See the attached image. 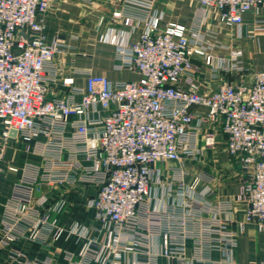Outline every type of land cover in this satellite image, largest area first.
Listing matches in <instances>:
<instances>
[{
  "label": "built area",
  "instance_id": "2783aa9c",
  "mask_svg": "<svg viewBox=\"0 0 264 264\" xmlns=\"http://www.w3.org/2000/svg\"><path fill=\"white\" fill-rule=\"evenodd\" d=\"M60 1L0 0V173L17 175L0 216L4 264H46L19 243L58 241L68 229L52 213L69 206L70 190L92 187L88 203L104 238L72 226L84 244L68 264H237L236 206L264 228V67L250 72L243 49L219 35L249 11L264 13V0H195L192 26L164 22L156 0H124L114 17L141 33L127 45L114 32L108 38L115 67L140 77L111 81L85 70L87 90L61 77L56 57L65 44L45 35V18ZM53 86L66 90L56 95ZM219 133L247 178L238 194L212 202L214 178L189 186L184 166L214 151ZM14 143L39 163H3ZM160 161L177 163L167 186L177 201L151 207ZM42 185L60 190L38 195Z\"/></svg>",
  "mask_w": 264,
  "mask_h": 264
},
{
  "label": "crops",
  "instance_id": "0c3cea01",
  "mask_svg": "<svg viewBox=\"0 0 264 264\" xmlns=\"http://www.w3.org/2000/svg\"><path fill=\"white\" fill-rule=\"evenodd\" d=\"M124 0H61L58 7L49 11L45 18V35L51 40L59 35L65 44L56 61L59 64L61 77L72 78L75 84L85 90L88 89V77L82 71L91 70L93 74L111 81L136 80L139 74L118 70L116 64V45L109 41L111 32L116 33L117 40L127 45L138 39L141 28L131 29L121 24L114 17V12L121 9ZM195 0H156L154 13L161 16L164 22L181 23L186 26L195 24L198 18ZM109 35V36H108ZM219 41L225 44H236L244 51L243 63L250 72H257L264 67V13L262 11H249L243 16L241 26L224 27L219 35ZM221 54H226L227 49H218ZM196 62L200 63L197 58ZM203 70L206 67L203 66ZM202 81L209 82L204 76ZM56 95H62L66 88L63 86L52 87ZM204 110V109H203ZM203 134L199 135V145H203ZM219 147L216 151L204 150L197 160H188L185 163L187 171L185 182L189 186L197 185L202 189L210 184L215 188L212 202L224 198H232L241 190L246 176L240 171L236 163L231 161L226 147L225 139L221 133L217 135ZM222 145V146H220ZM23 146L20 143L11 144L5 153L3 163H19L28 160L39 163V159L29 154H22ZM177 163L160 161L157 167L163 175L160 182H156L153 189L151 207H158L167 202H176L175 193H169L167 186L172 181V168ZM17 175L14 173H0V216L8 197L11 194ZM60 189L42 185L37 191L38 195L48 193L54 198ZM98 189L92 187L76 188L67 193L69 206L60 214L52 213L61 224L68 229L62 237L53 243L41 244L23 241L19 246L32 257L46 260V264H68L69 253L78 254L81 251L84 239L77 234L69 233L75 224L88 227L89 235L101 240L103 232L97 228L100 223L95 219V209L88 201L96 196ZM231 227L238 233L237 246L233 255L237 264H264V228L257 222L247 220L245 205L236 206ZM94 228H90V227ZM161 243L154 238L153 249H160ZM132 260V255H130ZM213 259H221L222 253L214 251ZM0 264H4V252L0 249Z\"/></svg>",
  "mask_w": 264,
  "mask_h": 264
},
{
  "label": "rangeland",
  "instance_id": "374dc122",
  "mask_svg": "<svg viewBox=\"0 0 264 264\" xmlns=\"http://www.w3.org/2000/svg\"><path fill=\"white\" fill-rule=\"evenodd\" d=\"M1 127H2V125H1V123H0V130H1ZM203 136V135H202ZM204 139V137L202 138V140ZM218 140V139H217ZM219 141H218V144H217V146H216V148L214 149V151L216 150H218V147H219ZM220 146H222V145H220ZM219 149H220V147H219Z\"/></svg>",
  "mask_w": 264,
  "mask_h": 264
}]
</instances>
